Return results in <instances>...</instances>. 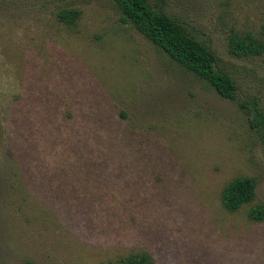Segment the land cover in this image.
Returning a JSON list of instances; mask_svg holds the SVG:
<instances>
[{
  "label": "rangeland",
  "instance_id": "rangeland-1",
  "mask_svg": "<svg viewBox=\"0 0 264 264\" xmlns=\"http://www.w3.org/2000/svg\"><path fill=\"white\" fill-rule=\"evenodd\" d=\"M149 2L217 53L237 100L114 0H0V264H264V222L221 201L254 177L264 205V56L228 51L232 33H264V0Z\"/></svg>",
  "mask_w": 264,
  "mask_h": 264
},
{
  "label": "trees",
  "instance_id": "trees-1",
  "mask_svg": "<svg viewBox=\"0 0 264 264\" xmlns=\"http://www.w3.org/2000/svg\"><path fill=\"white\" fill-rule=\"evenodd\" d=\"M122 13V21L132 25L140 34L163 50L174 62L195 77L207 82L222 98L235 101L238 86L233 77L220 66L217 53L188 28L165 11L152 6L149 0H114ZM165 4L167 0H159ZM80 17L76 9L58 12L57 19L68 27L75 26ZM230 55L253 60L264 56V33L234 32L228 39ZM259 130L264 137V114L260 113ZM257 198V180L238 177L229 182L221 193L222 205L237 213L252 205L249 219L264 222V205H253ZM114 264V263H110ZM117 264H157L147 252L131 253Z\"/></svg>",
  "mask_w": 264,
  "mask_h": 264
}]
</instances>
